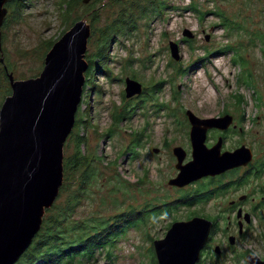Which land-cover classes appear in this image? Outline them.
<instances>
[{
  "label": "rangeland",
  "instance_id": "rangeland-1",
  "mask_svg": "<svg viewBox=\"0 0 264 264\" xmlns=\"http://www.w3.org/2000/svg\"><path fill=\"white\" fill-rule=\"evenodd\" d=\"M66 1L7 0L0 42L7 72L15 80L35 78L44 67L47 52L75 21L90 25L84 59L87 67L90 61L92 73L88 77L84 71L73 135L64 143L63 157L75 153L79 133L86 137L80 149L100 160L93 167L94 179L75 217L157 205L194 190L211 195L203 202L180 205L166 219L130 229L109 255L105 247L80 261L77 257L71 262L63 260L64 264H157L150 240L162 238L174 218L185 220L193 215H219L218 227L196 264H248L247 254L264 260V203L253 211L243 234H238L233 222L224 227L228 219H234L229 202L242 194L256 197V202L264 187V164L257 168L264 160V0H194L203 9L222 12L242 25L241 29L224 26L211 13L201 20L185 12L182 7L191 0H164L179 9L133 18L129 30L120 25L121 30L110 36L105 29L123 7V0ZM184 28L194 37L183 36ZM250 32L256 33L253 39ZM103 37L109 42L105 47ZM170 41L178 45V59L170 54ZM227 46L233 49L225 52ZM126 77L141 83L139 95L126 98ZM5 81L10 87L9 79ZM3 100L0 96V104ZM187 109L199 118L232 115V123L224 131L206 132L205 144L210 146L221 136L224 151L241 144L251 148L255 175L240 167L219 182L215 176H206L183 187L168 185L167 180L178 172L173 147L184 149L183 163L191 159ZM69 176L70 187L53 203L63 204L76 189L77 173L70 169ZM240 178L244 179L238 184ZM230 179L236 181L233 187L220 188ZM250 203L244 205L247 211ZM218 245L221 252L216 254L213 249Z\"/></svg>",
  "mask_w": 264,
  "mask_h": 264
},
{
  "label": "water",
  "instance_id": "water-1",
  "mask_svg": "<svg viewBox=\"0 0 264 264\" xmlns=\"http://www.w3.org/2000/svg\"><path fill=\"white\" fill-rule=\"evenodd\" d=\"M6 1L0 0V26ZM182 34L194 37L187 28ZM89 35L90 25L75 21L47 52L38 77L15 80L4 65L11 94L0 107V264H13L30 246L45 208L54 202L62 184L63 146L83 94ZM169 48L178 59L177 43L170 41ZM142 89L136 79L125 78L126 98L139 95ZM185 113L191 125V159L183 163L184 149L173 147L178 172L167 180L168 185L183 187L249 163L251 150L245 145L221 152V137L210 147L205 144L207 130L227 129L232 115L199 118L189 109ZM212 226L202 216L173 221L164 236L152 242L157 264H196ZM233 241L229 238L230 244ZM213 251L221 252L218 246ZM245 259L248 264H264L255 254H247Z\"/></svg>",
  "mask_w": 264,
  "mask_h": 264
},
{
  "label": "trees",
  "instance_id": "trees-1",
  "mask_svg": "<svg viewBox=\"0 0 264 264\" xmlns=\"http://www.w3.org/2000/svg\"><path fill=\"white\" fill-rule=\"evenodd\" d=\"M115 1L122 2V0ZM146 1L147 2H145V0H131L126 3V0H123V7L118 10L115 19L105 29L106 35H116V31L121 30L119 28L120 25L123 26V30H129L133 18L134 21H136V19L142 17L141 15L152 14V16H154L156 12L162 13L165 10L174 9V11H176L179 9L177 5H169L164 0ZM69 2L70 0L66 1L67 4ZM182 9L185 12L196 15L198 19L201 20L209 13L214 14L221 20V24L232 30L243 28L242 25L225 17L222 12L203 9L194 0L187 3ZM5 16L2 20L1 28L6 25ZM249 35L251 39H253L256 33L250 32ZM103 40L104 44L102 47H105L109 42L107 41L108 39L104 37ZM102 47H100L99 50H101ZM232 49V47L227 46L224 50L228 52ZM2 57L0 47V58ZM234 58L235 57H233V59ZM233 62H236V59H234ZM3 63L5 62L0 61V96L5 98L7 95L11 94V88L6 85L7 82L5 80L8 78L7 72L4 69L5 64L3 65ZM89 65L90 61L86 69L88 77L91 76L92 73V68ZM103 72H107V69ZM72 135L71 131L68 137ZM75 142L77 143L75 153L65 159L63 157V181L59 187L56 200L70 187V185H67V179L70 177V169L77 173V179L75 180L74 178L77 185L76 189L69 192L63 204L52 203L50 207L45 208V215L42 217V223L38 232L34 236L30 246L19 257V260L22 259L23 262L18 263L15 261L13 264H64L65 261L63 260L71 262L77 257V261H80L82 257H90L97 249H103L105 247H108L107 254L109 255L130 229L137 228L141 225L143 226L149 222L166 219L172 215V212L176 211L180 205H191L192 203L203 202L208 200V197L211 195V192L202 193L198 190H194L191 193L183 194L180 198L173 201L163 202L157 205L146 204L141 208L130 207L128 210H118V212L116 211L110 215H102L94 212L86 217L76 218L75 215L80 207L81 201L86 196V190L92 179H94L93 176L95 171L93 167L96 161L100 160V157L92 154H85L80 149V144L86 142V137L83 134L78 133ZM223 176L224 175L220 174L215 175L218 182L219 178H223ZM210 178L212 179V176H210ZM243 179H241L238 184L242 183ZM226 185L227 184H224L220 186V188ZM259 192L264 196V187H261ZM213 217L215 225L217 226L218 216ZM173 221H176L175 218L172 222ZM154 239L150 241L153 242ZM151 248L154 254L153 245Z\"/></svg>",
  "mask_w": 264,
  "mask_h": 264
},
{
  "label": "flooded vegetation",
  "instance_id": "flooded-vegetation-1",
  "mask_svg": "<svg viewBox=\"0 0 264 264\" xmlns=\"http://www.w3.org/2000/svg\"><path fill=\"white\" fill-rule=\"evenodd\" d=\"M210 129H216V128H210ZM221 131H224V130H221ZM218 137H221V136H218ZM241 145H243V144H241ZM210 146H212V145H210ZM210 146H208V147H210ZM221 148H222V146H221ZM235 148H237V147H235ZM234 149H232V150H234ZM250 150H251V148H250ZM223 151L224 150L221 149V152H223ZM251 156H252L251 157V160L249 161V163L247 165H243V166H239V167H236V168H232V169L226 170L225 172L221 173L220 175L226 176L227 173H229L230 171H233L234 169H239L240 167H244L243 169H244L245 173H252V175H255V174H253V170H254V166H255V165H253V163H254V160L255 159H254V153L252 152V150H251ZM263 164H264V160L262 162L260 161L257 164V168L263 167ZM207 177H210V176H207ZM240 179L237 180V183H239ZM235 182L236 181H233V179H230L227 182H224V184H227L225 187L228 189V188L233 187L232 184L235 183ZM249 196H247V194H242V195H240V196L237 197L238 198L237 200H231L229 202V204H228L229 213L234 217V219H233V221L230 220V219H228L226 221V224L224 225V227L227 228V225L229 223L233 222V224L236 225V227H237V232H238L239 235L243 234L244 230H246L247 229V226L251 223V214L253 213V211H255L256 209L260 208V206L263 204V201H264V199H263L264 196H260L259 197V200L256 201V202H255L256 197H249ZM249 201L251 202L250 203L251 207L247 211V209L244 208V205H245L246 202H249ZM238 213H239V215H238ZM200 216H202V215H200ZM217 216H218L217 218L219 219V215H217ZM227 216H229V218H230V215H227ZM203 217H205V218H207V219H209V220H211L213 222V226H212L211 231L209 233V237H208V239H207V241H206V243L204 245V247H207L209 245L208 244V240L210 239V235L216 229L215 228L216 225H215V222L213 220L214 219L213 216L212 217L203 216ZM239 225L241 227H239ZM217 227H218V223H217ZM218 247H219V245H218Z\"/></svg>",
  "mask_w": 264,
  "mask_h": 264
},
{
  "label": "bare ground",
  "instance_id": "bare-ground-1",
  "mask_svg": "<svg viewBox=\"0 0 264 264\" xmlns=\"http://www.w3.org/2000/svg\"><path fill=\"white\" fill-rule=\"evenodd\" d=\"M6 2H7V1H6ZM6 2H5V3H6ZM191 169H192V168H191ZM224 172H225V171H224ZM196 216H197V215H196ZM200 253H201V251H200Z\"/></svg>",
  "mask_w": 264,
  "mask_h": 264
}]
</instances>
